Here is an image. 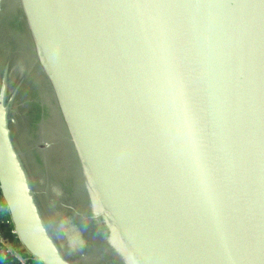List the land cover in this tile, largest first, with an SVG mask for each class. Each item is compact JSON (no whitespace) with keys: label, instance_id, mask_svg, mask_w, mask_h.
I'll use <instances>...</instances> for the list:
<instances>
[{"label":"water","instance_id":"95a60500","mask_svg":"<svg viewBox=\"0 0 264 264\" xmlns=\"http://www.w3.org/2000/svg\"><path fill=\"white\" fill-rule=\"evenodd\" d=\"M11 12L107 253L82 264H264V0H0V24ZM7 76L0 196L35 261L74 264L12 136Z\"/></svg>","mask_w":264,"mask_h":264},{"label":"flooded vegetation","instance_id":"af4514ba","mask_svg":"<svg viewBox=\"0 0 264 264\" xmlns=\"http://www.w3.org/2000/svg\"><path fill=\"white\" fill-rule=\"evenodd\" d=\"M12 16L13 12L7 14L0 24V75L7 64V96L14 93L12 136L69 259L82 264L87 248L105 258L100 235L80 206L76 159L61 117L32 57L20 17Z\"/></svg>","mask_w":264,"mask_h":264},{"label":"built area","instance_id":"2783aa9c","mask_svg":"<svg viewBox=\"0 0 264 264\" xmlns=\"http://www.w3.org/2000/svg\"><path fill=\"white\" fill-rule=\"evenodd\" d=\"M0 248L4 249L2 256L7 254L17 260L16 264H31L35 261L20 244L12 221L7 212L6 206L0 196ZM0 264H7L6 261L0 260Z\"/></svg>","mask_w":264,"mask_h":264},{"label":"trees","instance_id":"16d2710c","mask_svg":"<svg viewBox=\"0 0 264 264\" xmlns=\"http://www.w3.org/2000/svg\"><path fill=\"white\" fill-rule=\"evenodd\" d=\"M3 250L4 249L0 248V260L6 261L7 264H16L17 260L14 259L13 256H11L10 254H7V257L3 258V256H2ZM31 264H40V263L34 262V263H31Z\"/></svg>","mask_w":264,"mask_h":264},{"label":"rangeland","instance_id":"374dc122","mask_svg":"<svg viewBox=\"0 0 264 264\" xmlns=\"http://www.w3.org/2000/svg\"><path fill=\"white\" fill-rule=\"evenodd\" d=\"M5 12V11H4ZM16 12H13V16H12V18L15 20V18H16ZM13 27V26H12ZM12 27H10V28H12ZM1 31V30H0ZM3 32L4 31H2V35H3ZM6 32V31H5ZM0 37H1V32H0ZM25 38H27V37H25ZM9 61V60H8Z\"/></svg>","mask_w":264,"mask_h":264}]
</instances>
